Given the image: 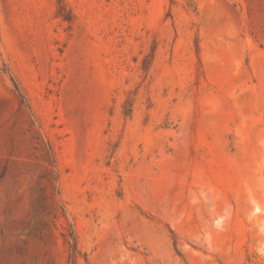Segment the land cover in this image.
<instances>
[{"label": "rangeland", "instance_id": "rangeland-1", "mask_svg": "<svg viewBox=\"0 0 264 264\" xmlns=\"http://www.w3.org/2000/svg\"><path fill=\"white\" fill-rule=\"evenodd\" d=\"M264 264V0H0V264Z\"/></svg>", "mask_w": 264, "mask_h": 264}, {"label": "trees", "instance_id": "trees-1", "mask_svg": "<svg viewBox=\"0 0 264 264\" xmlns=\"http://www.w3.org/2000/svg\"><path fill=\"white\" fill-rule=\"evenodd\" d=\"M64 238L66 239V243L68 244L69 248L68 261L70 262V264H75V260L79 255V252L77 250V244L73 232L71 230H68L67 234L64 235Z\"/></svg>", "mask_w": 264, "mask_h": 264}]
</instances>
